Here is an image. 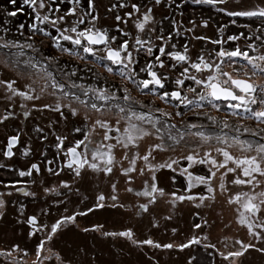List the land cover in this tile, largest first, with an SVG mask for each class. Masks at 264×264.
Returning a JSON list of instances; mask_svg holds the SVG:
<instances>
[{
  "label": "rangeland",
  "instance_id": "374dc122",
  "mask_svg": "<svg viewBox=\"0 0 264 264\" xmlns=\"http://www.w3.org/2000/svg\"><path fill=\"white\" fill-rule=\"evenodd\" d=\"M22 3L21 0H18V2L13 5L10 0H0V45L8 44V47L0 46V80H14L16 81L14 87L18 90L33 96L39 95L41 99L25 100L20 96H14L9 99L8 97L11 94L6 92L3 85H0V100L3 103L6 102L4 108L10 111L9 114H13L16 117L21 116L19 112L22 114L27 112L28 115L26 116L28 117L40 116L42 113H44V115L42 116L43 120L40 121L29 119L24 121H28L25 125L26 132L20 143L21 147L18 152L19 157L9 162L10 166H13L11 171L17 174H19L20 171H28L31 167L30 161L31 163L38 164L42 172L46 171L47 175L42 177L41 190L38 193V195L42 197L41 201H39V205H47L50 210H55L56 214H61L63 216L73 215L77 212H87L89 208H95L96 197L99 194L102 193L107 197L113 194L111 187L113 183L117 184L116 194L119 196L118 203L124 205L122 208L106 207L104 209H96L93 212H89L86 216H77L74 224H65L52 241L56 254H59L64 264H188V261L193 257L195 259L192 261V264H228L227 261L222 260L217 249L227 254V251H235L239 248V245L235 244L236 239L244 240L247 243L251 238L247 235L246 227L237 223L236 209L239 206L229 205L227 203L229 193L225 192L223 195L220 193L218 179L214 184V186H216L217 199L215 203L209 202L211 205L209 207L196 208L194 203L188 201L183 203L177 202L176 206L173 207L170 203L172 200L171 193L176 192L177 195L186 194V179L184 176L180 175L178 171L180 168L188 167V161L183 159L185 155L195 151L202 156L204 152L211 150L213 158L222 160L223 157L214 149L216 147L226 146L223 143H218L216 137H226L229 144H232V137L235 136H238L242 141L251 143L253 149L245 152L241 150L240 145L233 144L232 147L228 148V151L238 158L257 155L255 148L259 144H264V131H261L264 129V124H260L255 119L249 118V113H244L243 118L237 116V114L233 112V109L229 107V104H227L229 101L220 102L219 105L218 102H214L219 107L218 109L213 108L206 101H199L198 94L199 91H202L201 86L195 87L196 92H190L189 88L182 91V96H187L189 100L193 101L192 104L187 106L171 98L161 100L159 96H156L153 92L138 89L136 84L130 80L122 78L120 75L116 77V72V74H109L107 76L102 75V77L114 81L112 82L114 83V85H112L113 88H93V90L82 89L79 86L76 87L78 83L77 80L69 78L62 70L57 69L54 58L58 56L50 58L52 59V64L50 65L58 71L60 78L63 79L64 83L66 81L69 86H63V92L60 91L59 88H53L52 86L46 88L43 86L46 84L45 74L42 73L40 69L31 68L33 56L29 53L30 56L27 57V55L20 52L21 48H26L33 52L37 51L36 42H39L37 45L39 48H48V46H46L47 41L44 37L35 36L34 46L29 42L25 43L23 40L20 41L22 35L24 37L31 36L29 34L31 31L29 24H26L25 28H21V23L28 22L30 18L34 16L30 7L27 5L23 6ZM87 3L88 0H81V4L87 6ZM187 3L188 5H197L196 8H193V11L202 15V22L205 23L208 21L207 26L202 27L199 22L196 24L197 31H201L203 34L204 42L203 45L197 42L198 48L203 50L199 51V55L192 62H198L200 56H203L209 63L216 62L209 56L211 55V48L209 46H211L213 40H220L221 37H224V33L231 30L230 19L216 9L217 7L224 11L227 9L235 12L264 8V0H228L226 5L219 3L214 5L208 4L203 2V0H187ZM191 7L192 6H188L187 11L192 10ZM20 9L23 10L21 11ZM12 11H16L17 15L8 16L7 12ZM252 17H257L255 21H258L259 16ZM262 20H264V17H262ZM213 33L219 35L217 39H213ZM248 39L251 44H253L252 40L250 38ZM27 45H31V47ZM196 45L197 44L193 42L192 47ZM49 47L53 50L51 44H49ZM261 48L264 50V44H262ZM58 52L61 54L65 53V51ZM75 52L78 53V51ZM82 57L86 58L85 56ZM40 58L46 60L45 57L43 58L40 56ZM74 58H76V60L80 59L79 56ZM27 59L30 60L27 62ZM48 61L51 62V60ZM231 63L234 65L233 67L229 66V63H224L223 70L232 73L233 76H238L236 75L237 73L243 72V66L241 64L233 60ZM99 71H101L102 74L104 73L101 69H99ZM120 77L123 81L117 84L115 80L120 81ZM188 80L192 81L190 79H187V81ZM42 81H44V84ZM57 84L62 85L63 83ZM174 86L178 87L179 90L182 89V86H178L176 83H174ZM42 89L43 91H41ZM67 89H70V91H68L69 94L71 93V95L76 97H65L64 94ZM125 89H128L127 93L124 91ZM102 90H107L109 97H115V99H109L107 101L98 99L99 92ZM85 93L95 99L93 104H96L100 111L91 108L92 104L90 100L88 101V97L85 99L82 98ZM126 94L131 97L129 101L123 99ZM119 97L122 99H118ZM81 101H84V103H81ZM57 102L61 104H71L79 110V115L72 116L70 110L67 107H63L62 111L64 116L58 117L59 113L43 108L44 104H50L54 107ZM198 103L202 104L203 107H197ZM120 107L125 108L126 111L121 113L119 111ZM259 109L260 108H257L256 110ZM132 111H135L137 114H145V121H137L133 117L131 123L143 127L150 135L139 140L137 142L139 148L132 147L129 155L135 156L137 152L140 155L147 154L151 146L161 144L164 151L156 150L153 152L154 159L150 158L153 164H159L169 161L170 159L178 160V164L174 165L177 171L165 168L159 169L154 173L157 177L156 183L158 187L163 188L168 195L161 198L157 194L156 203L149 204V210L147 212L140 210L139 205L148 203L150 197L137 195V193H143L147 189L148 185L152 182L153 173L149 172L148 168L145 167L143 160H137V167L144 168V175H140L139 171H135L128 173V176H124L122 174L123 168L129 167V161L123 159V154L127 150L117 146L114 150L117 163L111 176H105L103 173L96 174L91 169H87L83 172L82 177H76L74 170H72L73 172L71 170L61 171L59 157L57 156V146L56 149L50 146L53 143L57 145V135L68 137V139L64 141V148L70 143L68 140L72 142L74 141L73 138L76 140H83L84 134L81 132L75 133L72 130L74 124H77L78 127H82L83 129H87L86 132L90 134L96 144H115V139H103L105 129L96 126L95 130H93L95 119L106 120L111 124L113 131L109 132V135L111 137H117L122 135L123 128L128 125V117L131 116ZM162 112L171 113V116H164ZM177 112H179L180 115H176ZM49 113L52 114L49 115L50 117H58V119H54L55 121L51 118L47 120L45 116ZM86 113L92 117L91 120L86 121L84 119ZM148 118H150V120ZM117 120L120 121L119 125L116 123ZM153 121H158V123H155V126H153ZM225 122L228 124L227 128L224 127ZM22 123L23 122L17 117L13 118L9 122V125L1 126L0 144L4 140L3 137L5 135L20 133L22 136L23 125H20ZM193 124L197 127L190 128L189 125ZM116 127L121 128V133L115 131ZM37 128L43 131H37ZM245 129H248V131H245ZM197 132H204L206 135L211 136L212 139L206 144L198 136L194 135V133ZM252 132L258 134L252 135ZM45 137H47V139H45ZM180 137H183V139L181 140ZM81 147L85 150L84 145H81ZM93 148L94 145H89V152L92 151ZM25 151L29 153L27 156L24 155ZM101 151H107V149L102 147ZM89 159H91L90 156ZM48 161H52V163L49 164ZM49 168L53 171L49 172ZM190 171H192L194 175L207 176L209 174V167L208 165L195 164ZM56 172L60 174L62 172L66 174L68 178L72 179V183L69 184V187H62V183L64 182L60 179H55L54 175H56ZM35 174L36 173L33 172L31 177H34ZM59 175H56V177H59ZM173 177H175L174 181ZM129 178H131V183L128 182ZM234 178L235 176L229 173L225 180L226 186L231 194L235 195L237 192L242 191L252 192V188L249 185H233L231 180ZM36 179H38V177ZM258 179L264 178L258 177ZM57 180L58 188L55 191L46 193L45 189L50 188ZM63 180L65 181V179ZM12 182L14 183L12 187H14L17 179H13ZM21 182H24L26 187H28L27 185L33 186L32 182H35V178L21 179ZM127 188H132L133 191L128 192L126 191ZM255 191L259 192L261 188H256ZM193 193L195 195H207L203 185L194 188ZM108 203H112L110 199ZM169 216L171 219L165 218ZM203 220H207L210 227L203 226L200 229H195L194 224L202 223ZM96 225H103V231L119 232L131 228L135 233V239L137 241L151 238L161 244L174 243L179 245L180 243H186L192 236L202 238L208 235L210 242L216 245V249L206 250L203 247V243L192 245L183 251L179 248L157 249L149 245L134 243L123 237H106L103 236L100 231H83L86 227L91 229ZM173 229L176 231L173 232ZM26 238L25 234H21L17 237L16 243L18 246L22 243L25 250L31 252L35 249L38 242L37 240H33V242L30 243L26 241ZM207 242L208 241H205L204 243ZM262 246L264 245H257V247ZM48 250L49 249H45L44 253L47 254L49 252ZM9 252L11 254L14 253L13 247L9 249ZM20 259L22 260L23 257H20ZM54 261L48 263V261L46 262L44 260L43 264H53ZM240 262L241 264H264V254L250 249L244 257L240 258ZM9 263L13 264V260L6 261L2 264Z\"/></svg>",
  "mask_w": 264,
  "mask_h": 264
},
{
  "label": "snow or ice",
  "instance_id": "6c2138e0",
  "mask_svg": "<svg viewBox=\"0 0 264 264\" xmlns=\"http://www.w3.org/2000/svg\"><path fill=\"white\" fill-rule=\"evenodd\" d=\"M10 2L15 5L16 0H10ZM65 2V0H24V4L28 5L34 14V20L39 22L40 24H49L51 27L56 29V32L59 34L58 36H52L51 33H44L45 36H51L53 44L55 47L61 49L62 51L68 52L69 49L62 48L60 44V40L70 41L71 44L82 48L84 53L95 56L97 52H100L101 49L96 46H103V55L99 56L98 59H106L111 61L113 64H121L125 68L134 63L133 53L129 49L133 47L130 44L129 40H124L123 43L119 44L118 47H114L113 45L116 42V37L110 36L107 29L98 27V21L100 20V16L97 13V5L96 0H88L87 9H82L80 7L81 0H68V2L73 5L70 7L67 12L63 15H60L61 5ZM203 2L208 4H227L228 0H203ZM155 5H160L162 0H154ZM131 8V11L127 12L125 15L128 19H125L121 15L117 14L115 16V20L118 22H122L127 24L129 20L133 18V14H137V19L134 21L135 28L139 33H143L146 30V25L153 20V17L150 15L153 9L148 8L142 15L139 17L138 14L141 12L140 5L137 3L130 2V0H117V3L111 5L108 8L109 12H112L114 9H126ZM21 11L23 9H20ZM53 13H55V17L53 18ZM96 13V14H94ZM8 16L17 15L16 11L7 12ZM228 15L231 16H259L264 17V8H259L258 10H247L240 12H228ZM69 18H75L73 24L69 27H62L63 23H66ZM90 25L89 27H85L82 30L80 29V25ZM205 26L207 24L205 23ZM21 28L24 25H20ZM29 28L33 30V34L36 32H44V29L37 28L36 24L33 23L29 25ZM118 31H122L118 29ZM124 36H130V33L124 31ZM243 34H241L242 36ZM31 38V37H30ZM197 39H204V37H196ZM240 36H229L227 39L229 41L239 40ZM159 39H164L161 35ZM171 39V37H168ZM259 39V37H257ZM145 43L148 44L147 51L149 54L152 53V47L149 42H145L142 38L137 35L135 39V45L143 46ZM213 43L220 45V50L216 52V56L219 60V63H209L203 56L198 58V62H192L190 57L187 55L188 49L185 46L184 53L180 52H168L167 55L171 60L175 61L176 64H180L181 66L187 64V67L183 68L180 76L184 77V79L176 78L175 83L178 86H182L185 83V79L192 80L196 85L202 87V91L198 94L199 101H206L213 108H217L218 106L214 103V101H230L235 103H230L229 107L232 109H243L244 113H249L250 117L260 124H264V100H257L255 98V94L257 90L264 92V86L256 85L251 83L249 80L240 79L237 76H233L232 73L224 71L222 65L225 63V58L229 62V66H231V61L233 58L242 57L245 61H247V65L244 66L245 75L251 72V75L255 76L257 72H259L262 76H264V54L259 56H250L249 52L242 51L238 46L232 51H228L224 48L223 40H216ZM2 47H8V44L0 45ZM19 46V45H17ZM31 47V45H27ZM175 48V45H172ZM248 48L255 51L256 49L252 44L247 45ZM138 50V49H137ZM161 56L165 54V48L161 47L159 49ZM161 56H156V65L153 63H148L146 65V74L149 77L148 79L140 80L136 87L138 89H149L150 86L153 88L158 87L163 89L165 84L164 82L168 79V76H162L158 74L155 70V67L158 65L160 69H164L166 67L164 61L161 59ZM259 61L260 63H257ZM176 64H173V68L176 67ZM250 66V67H249ZM35 67V65H33ZM190 69L194 70L195 73L200 74L198 77L195 74H190ZM214 69V70H213ZM235 70V69H234ZM111 71V68L108 69ZM123 74V73H122ZM129 79H132L131 75ZM16 81H5L0 80V85H3L6 92L11 95L8 97L11 99L14 96H20L25 100H39L41 97L39 95H29L24 91L18 90L14 85ZM53 88H59L60 91L63 92V85H59L55 82L52 84ZM43 91V89L41 90ZM126 93L128 89L124 90ZM181 90L172 91L171 93L165 91L159 99L166 100L171 98L172 100L179 101L181 104H185V106L190 105L193 101L189 100L187 96H182ZM190 92H196V88H189ZM68 93H65L67 96ZM87 95V93H85ZM78 99V98H77ZM98 99L107 101L109 99H115V97H109L107 94V90H102L99 92ZM125 101H129L131 97L129 95H125L123 97ZM81 103H84L81 101ZM259 104L262 107L259 110L253 109L250 105ZM67 107L72 116L79 115V110L76 107H73L71 104H61L59 102L53 107L50 104H44L43 108L48 109L49 111L60 113L63 116L62 108ZM197 107H203L202 104H197ZM92 109L96 111H100L96 104L91 105ZM43 110V109H38ZM121 113H124L126 110L123 107L119 108ZM25 115H28L26 112ZM164 116H171V113L162 112ZM176 115H180L179 112ZM135 118L137 121H145V114H137L135 111L131 112V116L128 117L129 123L126 127L123 128L122 135L117 137H111L109 132L113 131L111 124H109L106 120L95 119L93 124V130H95L96 126L105 129L103 139L111 140L115 139V144H96L95 141L91 138L89 133L84 134L83 140L76 141L73 147H69L67 152L64 153L67 158L66 163L63 167L68 169H73L76 177H82L83 172L87 169H91L96 173H103L105 176H111L116 166L117 160L115 155V148L117 146L126 149L127 151L123 154V159L129 161V167L123 168L122 174L124 176H128V173L139 171L140 175H144V168L137 167V160H143L145 167L148 168L149 172L153 173L152 182L148 185L147 189L143 193H137V195H144L150 197L148 203L140 204L139 209L147 212L149 210V204H155L157 200V194L159 197L163 198L168 195L163 188L158 187L156 183L157 177L154 174L159 169H171L173 171H177L174 168V165L178 164L177 159H170L169 161H165L159 164H153L150 158H153V152L156 150L164 151L161 144H155L151 146L147 151V154L140 155L138 152L135 156H130L129 152L132 147L139 148V144L137 143L139 140H142L144 137L150 135V133L139 126L138 124L131 123V119ZM212 119L211 117H209ZM9 119V115L3 116L0 119V124L4 123ZM84 119L91 120L92 117L87 113L84 116ZM150 120V118H148ZM117 125L120 124V121H116ZM158 121H153V126ZM190 128L197 127L196 125H189ZM224 127L227 128L228 124L225 122ZM37 131H43L42 129L37 128ZM76 132H81L80 128L75 129ZM115 131L117 133H121V128L116 127ZM248 131V129H245ZM261 131H264L262 129ZM258 133L252 132V135H257ZM195 136H198L204 143H208L212 137L206 135L204 132L194 133ZM47 139V137H45ZM67 136L57 135L56 140L57 149L60 150L63 148L64 141L67 140ZM182 140L183 137H180ZM218 143H223L226 147H216L214 150L223 157L222 160L218 158H213L211 155V150L204 152L201 156L199 153L193 151L190 154H187L183 157L186 161H188V167L180 168L179 174L184 176L187 182V187L185 189L186 194L177 195L176 192L171 193L172 200L170 203L173 207L176 206L177 202L183 203L185 201L194 203L196 208L201 207H209L211 206L209 202L215 203L216 197V186H214L215 181L218 179V188L220 193L223 195L225 192H228L229 195L227 197V203L229 205H238L239 207L236 209L237 213V223L241 226L246 227L247 235L251 238L249 242H245L241 239H236L235 244L239 245V248L235 251H227V254L223 251H219L217 249L218 254L222 257L223 261H227L228 264H241L240 258L244 257L245 254L250 250L254 249L257 252L264 254V246L257 247L258 244L264 245V144H259L255 151L257 155L253 156H243L242 158H238L234 156L228 148L232 147L233 144L240 145L242 151H251L253 149V145L248 141H242L238 136L232 137V144H229V141L226 137H216ZM20 137L18 135L10 136L7 140V150L4 155L8 158H11L14 155L13 147L17 145ZM81 145L85 146L84 152L78 151ZM89 145H94L92 151L89 152ZM246 145V147H245ZM106 148L107 151H101V148ZM28 151L24 152V155L27 156ZM89 156L91 159H89ZM49 164L52 161H48ZM195 164L200 165H208L209 174L207 176L204 175H194L190 169ZM41 171L40 166L36 163H32L31 167L28 171H20L19 175L23 176H31L33 172L39 173ZM49 172L53 170L51 168L48 169ZM63 171V168H61ZM219 173V176H218ZM231 173L235 176L234 179L231 180V183L235 186H244L249 185L252 188V192L242 191L237 192L235 195L231 194L230 190L227 188L225 180L228 177V174ZM59 175V172L55 173ZM175 177H173V181ZM129 183H131V178H129ZM203 185L206 189L207 195H195L193 193L194 188H198ZM6 187H8L6 185ZM62 187L67 188L69 185L67 183H62ZM112 187V195L110 197L105 196L104 194H99L96 197L95 208H89L87 212H77L73 215H65L61 219H58L54 224L51 225L50 231L45 232V237L42 238L39 244L36 247V259L32 261V264H43L44 260L50 258V256H44L43 259L42 254L45 251V246L48 242H51L53 238L58 234V232L62 229L65 224L75 223L77 216H86L89 212H93L96 209H104L106 207L118 208L124 207L123 204L118 203L119 196L117 193V184L113 183ZM256 188H261V191L256 192ZM46 192L55 191V189H45ZM126 191L132 192V188H127ZM3 193H0V196H3ZM11 195V193H8ZM25 195H29V193H25ZM111 200V204L108 203V200ZM5 208V201L0 199V210ZM20 214L23 215V206L21 207ZM3 213L0 211V216ZM166 219H171V217H165ZM26 223L33 229V231L29 232V236H33L36 232L45 231L48 226L42 225L38 221V217L35 215L28 216ZM203 226H209L207 220H203L202 223L194 224L195 229H200ZM84 232L89 231H100L103 236L106 237H123L127 240L133 241L134 243H139L143 245H149L154 248H164V249H172L179 248L181 251L191 247L192 245H198L203 243V247L207 249H216V245L211 243L209 240V236L205 235L202 238H197L196 236H192L186 243H180L176 245L174 243H158L151 238L144 239L142 241H137L135 239V233L131 228L125 229L123 231H103V225H96L93 228H84ZM176 230L173 229V232ZM208 241L207 243H204ZM254 241V242H252ZM19 246L16 245L13 247V251H18ZM51 252V249L48 250ZM7 255H11L8 253ZM24 255L27 256L28 253L25 251ZM56 259L60 261V264H63L62 258L59 254H56ZM195 258L193 257L188 261V264H192V261ZM13 264H22L20 261H13Z\"/></svg>",
  "mask_w": 264,
  "mask_h": 264
},
{
  "label": "flooded vegetation",
  "instance_id": "af4514ba",
  "mask_svg": "<svg viewBox=\"0 0 264 264\" xmlns=\"http://www.w3.org/2000/svg\"><path fill=\"white\" fill-rule=\"evenodd\" d=\"M18 0L16 1V3ZM22 5L26 6L24 4V0H21ZM127 2V0H126ZM130 2L137 3L140 5L141 12L139 17H142L143 13L148 9L152 8L153 11L150 13V15L153 17V20H151L148 25H146V30L143 33H139L138 30L135 28L134 21L137 19V14H133V18L128 21L127 24H124L122 22H118L115 20V16L117 14L121 15L125 19H128L125 15L127 12L131 11V8L126 9H114L112 12L108 11V8L111 7L112 4L117 3V0H96L97 5V13L100 16V20L98 21V27L107 29L110 36L116 37V42L113 45L114 47H118L119 44L123 43L124 40H129L130 44L133 45L132 48L129 50L133 53V60L134 63L132 65H129L127 68H125L121 64H113L111 61H108L106 59H98L99 56L103 55V46H96L101 49L100 52H97L95 56L89 55L87 53H84L82 48H79L71 42H67L64 40H60V44L62 48L69 49L68 52H65L63 54L59 53L58 51H62L61 49L54 46L53 41L51 39V36H45L44 33H51L52 36H58L59 34L56 32V29L51 27L49 24L45 23L44 25H41L39 22L35 21L33 19L34 16L30 18V20L25 23H21V25H24L23 28L26 27V24H36L37 28L44 29V32H36L33 34V30L29 32L31 35L30 37H24L22 35V39L25 43L29 42L31 45L34 46V38L35 36L44 37L47 41L46 46L48 48L41 49L39 46V42H36V48L37 51L33 52L32 50H28L26 48H21V53L27 55L29 57V53L33 56V62L31 64L32 69H40L42 73L45 74L46 84L43 82L44 87H50L52 86L53 82L55 83H63L62 85L65 87H68L67 82L63 81L62 78H60V75L58 71L50 64H52L53 56H58L54 58L56 62L57 69L62 70L64 73L68 75L69 78H72L73 80H77V86H79L82 89L87 90H93V88H113L112 85H114V81L111 79H108L106 77H102V75H109V74H116L117 76L120 75L122 78H126L133 82L134 84H137L140 80L148 79L149 77L146 74V65L148 63H153L156 65V56H161V53L159 49L161 47L165 48V54L161 56V59L164 61L166 67L164 69H160L158 65L155 67V70L158 72V74L162 76H168V79L164 82L165 86L163 89H160L158 87L153 88L150 86L149 89H143L149 92H153L156 96H161L163 92L167 91L171 93L172 91L179 90L178 87L174 86L176 78L184 79V77H181L180 74L183 71L184 67H187V64L181 66L180 64H176L175 61L171 60L170 57L167 55L168 52H180L184 53L185 46H187L188 52L187 55L190 57L192 61L195 60V58L199 55V51H202L203 49H199L198 43L203 45L204 39H197L196 37H203V34L201 31H197L196 24L199 22L202 27L205 26V23L208 25L207 22H202V15L200 13H197L196 11H193V8H196L197 5L191 4L188 5L187 0H162V3L160 5H155L154 0H130ZM28 6V5H27ZM68 0H65V2L62 4L60 15H63L67 10L72 7ZM192 6V10L187 11V7ZM80 7L82 9H87V6L84 4H81ZM31 9V8H30ZM220 12H222L225 16H227L230 19V28L228 32L224 33V37H221L220 40H223L224 48L228 51L234 50L236 47H240L242 51L249 52L250 56H259L264 54V50L261 48L262 44H264V20H262V17H258V21H255L257 17H250L249 16H231L228 15L229 10L225 9L226 11L220 9L217 7ZM32 10V9H31ZM235 12V11H232ZM96 14V13H94ZM55 13H53V18L55 17ZM75 21V18H69L66 23L62 24V27H69L71 24H73ZM188 25V27H187ZM200 25V26H201ZM90 25H80V29L82 30L85 27H89ZM195 26V27H194ZM118 29H121L122 31H118ZM22 31V30H20ZM126 31L130 33V36H124L123 32ZM214 34V33H213ZM241 34H243L241 36ZM43 35V36H42ZM139 35L143 41L149 42L152 47V53L149 54L147 51L148 44L145 43L143 46L135 45V39ZM163 36L164 39H159L160 36ZM219 35H216V33L213 36V39H217ZM229 36H240L241 38L239 40L235 41H229L227 38ZM168 37H171V39H168ZM250 38L253 42V46L256 49L253 51L252 49L248 48L247 45L251 44ZM259 37V39H257ZM215 41V40H213ZM211 43V56L210 58H213L215 63H219V60L216 56V52L220 50V45H217L215 43ZM193 42H195L197 45L195 47H192ZM198 42V43H197ZM22 43V42H21ZM24 43V44H25ZM49 44H51V47L53 50L50 49ZM172 45H175V48L172 47ZM206 47V46H205ZM138 49V50H137ZM193 49V50H192ZM75 51H78L76 53ZM54 53V54H53ZM59 53V54H58ZM202 53V52H201ZM61 54V55H60ZM69 55V56H66ZM79 56L80 59L76 60V56ZM41 57H45L46 60L41 59ZM82 56H85L86 58H83ZM30 59H27V62ZM45 62H43V61ZM48 60H51L48 61ZM233 61H236L238 64H241L243 72H239L236 75L237 77H243L240 79H246L249 80L251 83L256 85L264 86V76H262L259 72L255 76L251 75V72H249L247 75H245V69L244 66L247 65V61H245L242 57L233 58ZM85 61V62H84ZM167 61V62H166ZM84 62V63H82ZM232 62V61H231ZM230 62V63H231ZM225 63H229L227 61V58H225ZM235 63V62H234ZM257 63H260L257 61ZM173 64H176V67L173 68ZM35 65V67H33ZM224 65V64H223ZM222 65V68H223ZM231 66L234 65L231 63ZM250 67V66H249ZM111 68V71H108V69ZM101 69L104 73L102 74ZM214 70V69H213ZM116 72V73H115ZM123 73V74H122ZM190 74H195L198 77L200 74L195 73L194 70L190 69ZM234 74V73H233ZM131 75L132 79H129V76ZM119 78L120 81L115 80L117 84H120L119 82H122L123 79ZM72 81V80H71ZM75 82V81H73ZM119 86V85H117ZM174 86V87H173ZM75 87V86H72ZM198 87L193 81H187L185 79V83L182 85V91L188 88H195ZM52 88V87H51ZM70 89H67L65 93H68ZM181 91V94H182ZM83 92V91H80ZM201 91H199L200 93ZM74 94V92H73ZM65 95V94H64ZM76 97L74 95H71V93L65 97L69 98ZM88 97V101L90 100L91 104L95 101L89 94L83 95V99ZM78 98V97H77ZM255 98L259 100H264V92H261L260 90H257L255 94ZM118 99H122L119 97ZM84 102V101H83ZM218 102V105L221 101H214ZM89 103V102H88ZM235 103V102H228L227 104ZM90 104V103H89ZM6 106V102H2L0 100V119L3 118L5 115H9V119L5 121L4 123L0 124V127L3 125H9V122L13 118H19L23 123L20 124L23 125V132L22 136L20 133L15 134H8L3 137V141L0 144V193H3V196H0V199H3L5 201V208L2 211L3 215L0 216V264L5 263L6 261L13 260V261H20L22 264H32V261L36 259V247L39 244L40 240L45 237V232L50 231V227L52 224H54L58 219H61L63 215L56 214L55 210H50L47 205H39V201H41L42 197L38 195L39 191L41 190V184H42V177L46 176L47 173L40 171L39 173H36L34 177L31 176H23L21 177L17 173H13L11 169L13 166H10L9 162L16 160V158L19 157V149L21 147L20 143L22 140L23 135L25 134V125L28 122H24L26 120H34V121H40L43 120L42 115L40 116H32L28 117L25 114H22L21 116H15L13 114H9L10 111H7L4 107ZM253 109L261 108L262 106L259 104L250 105ZM217 107L216 109H218ZM233 112L237 114V116L242 117L244 116L243 109H233ZM35 114V113H33ZM31 114V115H33ZM48 114L45 116L47 120L51 119H58V117H63L58 114V117H50ZM15 116V117H14ZM55 121V120H54ZM40 123V122H37ZM76 128H80L82 131V134H85L84 132L87 131V129H83L82 127H78L77 124L73 125V131L75 133H78L75 131ZM73 134V133H72ZM18 135L20 137L19 142L17 145L13 147L14 155L11 158H8L4 155L5 151L7 150V140L10 136ZM6 139V140H5ZM74 141L68 140L70 143L67 145V147H63L62 149L58 150L57 156L59 157V166L60 168H63V171H72L73 169H68L66 167H63L66 163L67 158L65 157L64 153L67 152V149L69 147H73L75 145V142L81 139H75ZM72 142V144H71ZM51 147H54L56 149V146L54 143L50 145ZM80 152H84V148L80 147L78 149ZM31 160V158H30ZM8 163V164H7ZM33 163V162H32ZM30 161V165L32 164ZM15 169V168H14ZM73 172V171H72ZM96 173V172H95ZM63 174V175H62ZM97 174V173H96ZM38 177V179H36ZM55 179H60L64 183H67L68 185L72 183V179L68 178L66 174L62 173L59 175V177H56L54 175ZM35 178V182H32L33 186L26 187L24 182H21V179H33ZM13 179H17L16 185H14ZM65 179V181L63 180ZM35 183V184H34ZM6 185L8 187H6ZM35 185V186H34ZM58 188V180L55 181V184H53L50 188L47 189H57ZM29 193V195H25V193ZM46 192V191H45ZM51 192V191H49ZM46 192V193H49ZM8 193H11V195H8ZM23 206V215L20 214L21 207ZM35 215L38 217V221L42 225H47L48 228L45 231L36 232L35 235L29 236V232L33 231L32 228L26 223L27 217ZM21 234L26 235V241L33 242V240H37V244L35 246V249L31 252H27L25 248L23 247V244H19V250L14 251L13 254L7 255L9 252V249L18 245L16 243L17 237ZM53 241V240H52ZM48 242L45 246V249H51V252H48L45 254L43 252L42 259L44 256H50L49 259L45 260L46 262H53L56 264H60V261L56 259V252L53 247V243ZM22 242V241H21ZM27 252L28 255L25 256L24 252ZM20 257H23L21 260ZM53 263V264H54ZM10 264V263H9ZM64 264V262H63Z\"/></svg>",
  "mask_w": 264,
  "mask_h": 264
}]
</instances>
